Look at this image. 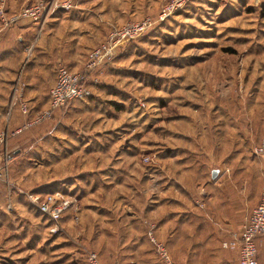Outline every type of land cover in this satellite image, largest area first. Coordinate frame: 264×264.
<instances>
[{"label": "rangeland", "instance_id": "rangeland-1", "mask_svg": "<svg viewBox=\"0 0 264 264\" xmlns=\"http://www.w3.org/2000/svg\"><path fill=\"white\" fill-rule=\"evenodd\" d=\"M50 1L48 7L50 10L51 5L55 3L70 4L72 6L70 10H74L78 8L82 0ZM175 1H84L83 7L95 13L92 21L86 22L93 36L83 41L81 51L84 63L81 71H74L63 62L59 64L68 69L71 74L87 75L86 67L92 52H100V57L103 59L107 49L109 50L115 44V40L121 34L136 27L139 28L149 21L152 25L142 36L120 44L113 58H104L103 63L87 76L86 82L90 84L88 88L92 93L91 84H99L100 73L105 69L108 70V66L110 67L117 60L116 63L120 64L127 73L108 74V77L114 82L123 81L126 93V101L122 102L123 110L119 112L113 108L115 116H108L105 112H102L104 115L92 112L84 117L76 114L67 115L65 119L74 125L88 123L91 126L89 129L94 127L95 124L92 126V123L95 120L103 117L102 121L97 124V128L108 126L107 130L124 124L122 125L124 135L119 136L120 142L113 150V154L123 152V148H135L134 150L140 153L139 162L144 168L157 167L158 164L162 167H169L166 161L157 160L155 154L158 150L163 153L176 146L184 147L185 139L181 136H185L186 131L190 132V128L193 127L189 125L190 123L195 124L193 128L196 134H200L204 127L215 128L217 123L221 124L225 128L226 143L224 170L220 169L221 173L217 175L218 178L214 177L216 179L214 182H219V187H221L219 192L224 191L223 193L226 194L227 210L230 209L233 213L229 212L230 215H226L223 219V230L218 231L220 235L215 237V218L207 217V222L202 223L201 216H194L196 219L192 218L190 224L186 222L184 225V210L177 208L179 214L176 217L182 218L180 219L182 224L175 223L165 228L162 231L164 238L161 240L155 234L158 226L152 218L142 214L143 210L142 213L140 212L142 218L140 226L144 234L147 232L149 241L143 234L139 244L144 243L141 252L145 253L143 263H141L142 257H139V264H163L158 254L153 251L152 247L156 249V246L150 240L149 234H153L156 241H159L171 258L179 264H222V261L217 262L216 260L217 257L223 258V255L217 252L216 246L220 244V248L223 249V242L227 241L230 235L241 230L253 208L260 203L262 195L264 156H256L254 149L264 148V0H192L162 21L161 16L164 10L168 11ZM40 2L41 0L30 1L20 10ZM84 25L82 28H85ZM41 28L42 26L39 25V29ZM90 44L91 48L88 49ZM129 46L130 49L122 55V52ZM107 61H112V63ZM123 74L128 75L125 77L122 76ZM58 89L59 78L56 76L53 85L48 89L47 107L34 112L25 99L23 103L28 107L29 113L26 115L19 110L20 116L25 118L23 126L15 132H0V134L7 133L6 144L11 154L8 165L2 163L0 166L1 170H4V176L0 182L11 192H16L25 199L23 206L19 207L22 212L20 218L26 220L32 212L35 217L43 218L49 224V234L43 235L42 239L37 238L38 242L35 241V246H33L34 254L29 261L23 264H88L87 255L90 252H96L101 261L107 264L102 260L99 252L92 247L81 248L74 257L66 253L64 257L60 256L61 261L60 257L54 254L58 251L57 245L60 246L61 242L58 240L61 238L56 237L62 233L61 221L68 214L76 215L78 211L76 207L73 209L77 202L74 196L65 194L64 198L68 200L70 208L68 207L63 219L61 218L57 224L41 215L28 200L27 194L35 192L42 197L53 194L55 191L46 193V190L40 191L34 188L45 182L47 177L50 180L63 175L62 168L51 169L52 166H50L49 170L44 169L46 171H43L41 162L37 159L31 161V167H27L30 166L28 162L22 163L25 153L39 156L40 127L46 125L47 122H52V117L63 110L68 114L72 107V105L67 106L70 102L62 107L55 106V101L50 97ZM88 99L72 102L85 103ZM114 100V103H120L118 97ZM47 111L51 113V116L41 122ZM82 127L85 128V126ZM209 128L205 129V132L210 136L212 131ZM31 130H33L32 134L38 133L34 143L19 150L21 159L11 163L14 156V152L10 151L12 138ZM177 131L182 133L179 132L180 135L176 137L175 132ZM113 146L114 144L111 148ZM102 151L104 152L97 151L94 157L86 155L82 148L79 150L80 161L78 162L74 157L71 163L80 165V171L97 169L101 165L113 166L115 159L118 161L116 163L126 167L125 161L129 157L110 158L112 155L110 150ZM235 156L238 158L233 160ZM214 168L216 169V166ZM214 191L215 197L209 196L207 202L210 203L209 210L217 214L219 211L216 210L218 203L222 201V196L217 195L216 187ZM202 197L199 192L198 200L206 199ZM193 203L200 213L205 212V209L201 210L198 207L204 204L197 206L196 200ZM9 210H12L11 207ZM210 215L211 213L207 214V216ZM177 220L179 219L174 222H178ZM173 232H177L179 236L178 241L175 242L176 251H172L175 256L170 253L169 248L172 239L174 243ZM188 234H192V238L185 240ZM208 235L212 237L207 239ZM46 239L51 245L48 255L35 250L36 248L44 249ZM185 244L192 246L190 254H186L185 250L190 249H185ZM64 247V245L60 246L59 250L61 251ZM16 249L21 248L17 246ZM25 254L28 256V251ZM124 262L125 258L121 255L109 264H124Z\"/></svg>", "mask_w": 264, "mask_h": 264}, {"label": "crops", "instance_id": "crops-1", "mask_svg": "<svg viewBox=\"0 0 264 264\" xmlns=\"http://www.w3.org/2000/svg\"><path fill=\"white\" fill-rule=\"evenodd\" d=\"M30 1L33 0H8L7 10L10 14L14 13ZM84 1L82 0L74 10H57L46 19L41 29L38 24L23 21L11 29L0 31V132H15L23 126L25 118L19 114V104L25 99L34 112L47 107L48 89L54 83L60 63L63 62L74 71L82 70L84 63L82 44L84 40L93 36L86 22L92 21L91 19L95 17L94 11L83 7ZM83 25L85 28H82ZM90 48L91 44L88 46V49ZM116 61L108 66V70L100 73L99 84H91L92 93L100 102H104L106 107L103 112L108 116H115L113 106L109 102L115 101L118 96L120 98L126 96L123 81L114 82L108 77V74L127 73ZM125 75L128 74L122 76ZM94 106V103L78 102L71 107L67 115L76 114L84 117L86 114L98 112L91 110ZM98 113L104 115L102 112ZM101 119L92 123V126L95 124L92 129H89L91 126L88 123L74 125L66 120L65 116L59 124L51 126L47 122L40 127L41 168L43 171L49 170L50 166L51 169L62 168L63 175L50 180L47 177L39 187L32 188L48 191L54 186L64 187L74 194L73 198L77 201L73 206V209L76 207L78 210L76 215L68 214L61 221L62 233L56 237L61 238L58 239L61 241L59 245L65 247L60 251V246L57 245L58 251L54 253L56 257H64L66 253L74 257L81 248L92 247L107 264L121 255L125 258L124 264H139L140 256L143 263L145 252H141V249L144 243L139 244L144 234L140 226L142 219L140 214L143 210L142 214L152 218L158 226L155 234L161 240L164 238L162 231L165 228L175 223L182 224L180 220L182 218L176 217L179 214L177 208L184 210V225L186 222L190 224L194 216H201L202 223L207 222V217L215 218L214 235L215 237L220 235L218 231L223 230V219L233 213L232 210H227L226 194L224 191L219 192L221 189L219 182H214L216 181L214 177L218 178L217 175L224 170L226 143L225 128L221 124L217 123L215 128L207 127L212 131L209 136L205 132L206 127L200 134H196L193 128L195 124L190 123L189 125L193 127L190 128V132L185 133L184 147L170 148L175 151L173 154H166L165 151L162 153L159 150L155 154L157 160L166 161L169 167L158 164L157 167L144 168L139 162L140 153L138 150L135 151V148H123V152L113 154V150L120 142L119 136L124 135L122 131L124 124L107 130L108 126L97 128ZM32 132L33 130L26 131L12 138L10 142L12 149H9L14 155L34 143L38 133ZM179 132H175L176 137L182 133L178 134ZM82 148L88 156L95 157L97 151L110 150L112 154L110 158L116 156H120V159L129 158L125 161L126 167L116 163L118 161L115 159L113 166L101 165L97 169L80 171V165L71 161L74 157L80 161L79 150ZM236 158L238 157L232 159ZM33 159L29 158L28 161L31 162ZM214 187L217 195L222 196L216 210L219 211L217 214L209 210L210 203L207 202L209 196L215 197ZM199 192L202 198H206L205 200H198ZM102 194L103 196H100ZM195 200L197 206L204 204L198 206L201 210L205 209L204 213H200L195 206L193 203ZM24 202L25 199L21 195L11 192L0 182V264H23L29 261L34 254L33 246L37 238L42 239L43 235H47L45 223L43 227L39 226L42 223L41 219L35 217L32 212L26 220L19 217L22 215L19 207L23 206ZM9 207L12 210H9ZM209 213L211 215L207 216ZM176 219H179L178 222H174ZM172 235L174 243L171 238L169 248L170 253L175 256L173 252L176 251L175 242L179 236L177 232H173ZM191 236L192 234H188L185 240L191 239ZM210 237L212 235H208L207 239ZM229 237L226 240H229ZM44 244V249L35 250L48 255L51 246L49 240L46 239ZM17 246L21 249L15 250ZM184 248L190 249L185 250L186 254H190L192 246L185 244ZM216 248L217 252L223 255V258H216L217 262L238 264L234 251L222 249L220 244ZM26 251L28 256L25 254ZM257 260L258 264H264V235L257 239Z\"/></svg>", "mask_w": 264, "mask_h": 264}, {"label": "built area", "instance_id": "built-area-1", "mask_svg": "<svg viewBox=\"0 0 264 264\" xmlns=\"http://www.w3.org/2000/svg\"><path fill=\"white\" fill-rule=\"evenodd\" d=\"M192 0H176L170 9L164 10V14L161 16L163 21L173 12L182 8L184 4ZM50 0H41L32 6L25 7L15 14H10L7 10L8 0H0V31H6L13 26L23 22L29 21L30 23L43 25L48 16L53 15L58 9L64 8L70 10L72 6L70 4L59 5L57 3L52 4V8L48 9ZM47 17V18H46ZM147 24V25H146ZM141 27H136L133 30H129L126 33L121 34L110 49L106 51L103 59L106 57L113 58L117 54V49L123 42L136 39L142 34H145L152 25V22H146ZM114 38V37H113ZM100 52H92L90 54L89 64L86 67L88 69L87 75L83 74H71L65 67L59 66L57 69V78H59V89L51 95V99L55 101V106L62 107L67 102L84 100L89 98L92 93L88 88L90 84H87V76L90 72L96 70L98 66L103 63ZM110 60V59H108ZM110 62V61H107ZM112 61L110 62V64ZM20 110L24 114L29 113L28 107L21 102L19 104ZM51 116L50 112H46L41 119L44 121ZM40 122V123H41ZM7 133L0 134V166L2 163L8 165V161L11 160V154L8 152ZM256 156H264V148L256 147L254 149ZM148 161V160H146ZM4 176V170L0 167V180ZM28 200L41 215L50 219L53 223L57 224L58 221L64 217L65 211L69 207L68 200L64 198L65 194L61 191H55L53 194H47L46 197H42L39 194L32 193L27 194ZM49 196V197H48ZM63 199V200H62ZM70 208V207H69ZM10 209V207H9ZM63 219V218H62ZM154 228V227H153ZM58 231L54 229V231ZM264 235V176L262 185V195L260 203L253 208L245 224L238 233L232 234L229 240L225 241L222 246L224 249L231 250L237 253L239 264H258L257 260V239ZM150 240L156 246L157 254L163 264H179L175 262L166 248L161 245L159 241H156L153 234H149ZM88 264H104L99 255L96 252H90L87 255ZM118 264V263H114Z\"/></svg>", "mask_w": 264, "mask_h": 264}, {"label": "trees", "instance_id": "trees-1", "mask_svg": "<svg viewBox=\"0 0 264 264\" xmlns=\"http://www.w3.org/2000/svg\"><path fill=\"white\" fill-rule=\"evenodd\" d=\"M129 49H130V46L129 47H126L125 51L122 52V55L125 52H127ZM118 99L120 100V103L119 102L114 103V101H111V102H109V104H111L115 110L121 112L123 110V108H124L122 102L125 103L126 97L125 96H121V98H120V96H118ZM75 103L74 102H70V103H68L67 106H69V105H72L73 106ZM85 103H94L95 106L91 108V110H93V111H98V112L105 111V107L106 106H104V102H100V100H98V98L93 93H92V95L89 97V99ZM66 115H67V113H65V110H63L62 112L58 113V116H57V114H55L52 117L53 118V121L50 122V125L52 126V125H56L57 123L59 124L60 122H62L64 120V116H66ZM181 137L184 138L185 136H181ZM39 148H40V145H39ZM164 153H166V154H173V153H175V151H173L171 149H167V150H165ZM21 156H22V154H21ZM19 158L21 159V157H20L19 154L14 155L13 158H12V162L11 163H14L15 161H18ZM29 158H34V159H37L38 161L41 162L40 153H39V156H36V154L33 155V154H30L29 153V154H24V157H23V160H22L24 162H22V163L28 162V164L30 163V166H31L32 165L31 162L28 161ZM58 190H60L61 192H63L66 195H69V196H73L74 195V194H71V192H69L68 189H66V188L64 189V187H58V186L51 187L48 191L46 190V193H51V192L58 191ZM41 222L42 223H45L44 224L45 225V230L47 231L46 234L48 235L49 234L48 233L49 224H47L46 221L43 218H41ZM42 223H40L39 226L43 227V224ZM145 236H146L145 239L148 240L147 232L145 233ZM152 248H153L154 253L157 254L156 253V249L154 247H152ZM167 248H168V246H167ZM225 250H227V249H225ZM229 251H231V250H229Z\"/></svg>", "mask_w": 264, "mask_h": 264}]
</instances>
